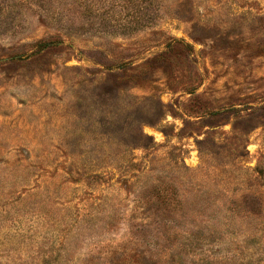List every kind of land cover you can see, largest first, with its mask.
Masks as SVG:
<instances>
[{"label": "rangeland", "instance_id": "obj_1", "mask_svg": "<svg viewBox=\"0 0 264 264\" xmlns=\"http://www.w3.org/2000/svg\"><path fill=\"white\" fill-rule=\"evenodd\" d=\"M0 264H264V0H0Z\"/></svg>", "mask_w": 264, "mask_h": 264}]
</instances>
